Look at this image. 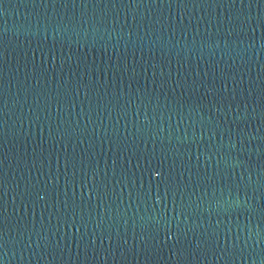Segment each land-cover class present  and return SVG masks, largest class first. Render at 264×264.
I'll use <instances>...</instances> for the list:
<instances>
[{
    "label": "water",
    "instance_id": "water-1",
    "mask_svg": "<svg viewBox=\"0 0 264 264\" xmlns=\"http://www.w3.org/2000/svg\"><path fill=\"white\" fill-rule=\"evenodd\" d=\"M264 72V0H0V264L127 192Z\"/></svg>",
    "mask_w": 264,
    "mask_h": 264
}]
</instances>
